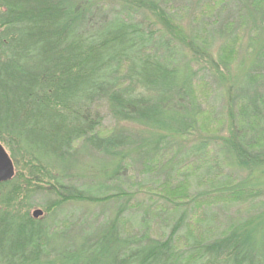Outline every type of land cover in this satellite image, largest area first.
I'll use <instances>...</instances> for the list:
<instances>
[{
	"label": "trees",
	"instance_id": "1",
	"mask_svg": "<svg viewBox=\"0 0 264 264\" xmlns=\"http://www.w3.org/2000/svg\"><path fill=\"white\" fill-rule=\"evenodd\" d=\"M0 143V264H264V0H0Z\"/></svg>",
	"mask_w": 264,
	"mask_h": 264
},
{
	"label": "rangeland",
	"instance_id": "2",
	"mask_svg": "<svg viewBox=\"0 0 264 264\" xmlns=\"http://www.w3.org/2000/svg\"><path fill=\"white\" fill-rule=\"evenodd\" d=\"M214 8V5L212 6H208V7H205L203 10H202V15L204 16H207L209 15V13L212 11V9ZM206 92V90H204V88H202L201 85H198L196 87V93L199 97L201 98H205L204 97V93ZM101 112H102V115L104 117L103 121H102V125L98 128V132L99 134L101 135H106L108 134L113 126H114V121L112 120V118L108 115L107 113V110H106V107L105 106H101ZM220 122L218 121H215L213 118H211L210 116V113H209V110L208 108H206L202 114L198 117V128L201 132H204V133H216L217 131H219V127H220ZM147 189V188H145ZM157 192L153 191V193L151 194L150 198L148 199V195L147 194H143L142 196L140 195L141 199L142 198H146L148 199L150 202H152L153 200L157 199ZM44 197L42 194H37L35 196L32 197V202L34 203V206L30 208L29 210V214L32 216V212L39 208V209H42V204L44 203ZM159 204V202H158ZM84 213H87L89 215H95L97 213H99L100 211V206L98 205H89V206H86ZM44 211V210H43ZM225 212H230L229 210L228 211H225L224 210V213ZM219 213L220 211H218V217H219ZM45 214V213H44ZM200 218V215L199 214H195L193 215L191 221H190V228L194 231V233H199V230L201 229L200 225H199V219ZM220 219V218H219ZM201 221V220H200ZM61 223V222H60ZM64 224V223H62ZM220 224V223H218ZM165 225H162L160 226V224L158 223V225H154L153 226V233H157V234H160L162 231H163V227Z\"/></svg>",
	"mask_w": 264,
	"mask_h": 264
},
{
	"label": "water",
	"instance_id": "3",
	"mask_svg": "<svg viewBox=\"0 0 264 264\" xmlns=\"http://www.w3.org/2000/svg\"><path fill=\"white\" fill-rule=\"evenodd\" d=\"M14 174L15 168L13 162L5 147L0 143V183L12 179ZM42 214L43 211L39 208L32 212L34 218H38Z\"/></svg>",
	"mask_w": 264,
	"mask_h": 264
}]
</instances>
